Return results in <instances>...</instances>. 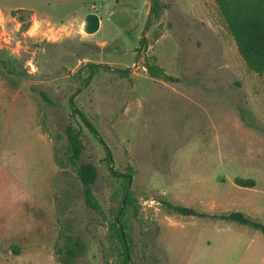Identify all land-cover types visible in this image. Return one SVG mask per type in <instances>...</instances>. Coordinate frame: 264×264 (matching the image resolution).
I'll list each match as a JSON object with an SVG mask.
<instances>
[{"label": "rangeland", "instance_id": "1", "mask_svg": "<svg viewBox=\"0 0 264 264\" xmlns=\"http://www.w3.org/2000/svg\"><path fill=\"white\" fill-rule=\"evenodd\" d=\"M155 1L0 0V264H65L63 232L86 243L71 264H125L114 224L131 264H264L260 230L163 202L264 223V73L215 0ZM91 12L101 26L88 34ZM146 59L180 80L152 77ZM70 123L98 167L97 209L67 161Z\"/></svg>", "mask_w": 264, "mask_h": 264}, {"label": "trees", "instance_id": "2", "mask_svg": "<svg viewBox=\"0 0 264 264\" xmlns=\"http://www.w3.org/2000/svg\"><path fill=\"white\" fill-rule=\"evenodd\" d=\"M219 13L226 24L228 31L234 37L238 51L244 61L246 62L249 69L259 73H264V0H215ZM152 11H157L158 4L154 0ZM17 11H25L19 9ZM19 18L25 21L26 16L20 14ZM145 67L152 77L161 78L165 81L177 82L180 78L168 74L164 68L159 66L157 63L145 60ZM91 66H96L91 64ZM121 72L127 73L128 70H122ZM46 99L48 96L43 93ZM73 113L80 116L85 122L86 126L97 138V140L103 145L106 152V160L112 163V153L110 147L107 145L103 137L99 134L96 127L88 119V117L77 108L73 100H71ZM243 119L245 120V113L240 108ZM65 133L68 141V154L67 161L77 167V175L83 185V192L85 200L88 206L97 209L98 204L93 198L92 190L93 185L98 176V167L92 162H83L82 154L85 149V144L82 139V128L76 127L70 123L65 128ZM131 179V174H128ZM236 183L243 187H253L256 185L254 178H236ZM130 202V198H127V203ZM165 205L170 211H174L180 215H195L201 217H211L215 219L235 221L244 225L251 226L255 229L260 230L264 234V223L252 218L248 214L241 211H234L231 213L222 214H209L201 212L194 207L185 206L181 204H175L167 200H163ZM121 212L123 210H120ZM118 236L125 246V264H131L128 260L129 248L127 244V236L119 225L114 224ZM64 238V245L57 248V254L61 262L65 264H71L76 260L78 256L84 254L86 251V243L79 236L72 234L62 233Z\"/></svg>", "mask_w": 264, "mask_h": 264}, {"label": "water", "instance_id": "3", "mask_svg": "<svg viewBox=\"0 0 264 264\" xmlns=\"http://www.w3.org/2000/svg\"><path fill=\"white\" fill-rule=\"evenodd\" d=\"M153 5H154V3H153ZM151 15H152V13H151ZM150 17H149V19H150ZM100 26H101V18L99 16V14L95 13V12H91L85 16L83 24H82V29L85 32H87L88 34H93L100 29ZM148 26H149V22H147V26L144 30L145 34L148 30ZM145 34L143 37V41L145 40ZM129 187H130V185H129Z\"/></svg>", "mask_w": 264, "mask_h": 264}]
</instances>
